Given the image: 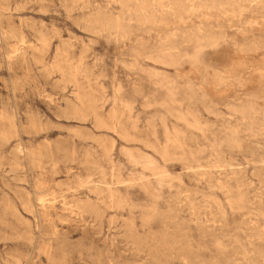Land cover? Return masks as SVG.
Instances as JSON below:
<instances>
[{
    "label": "rangeland",
    "instance_id": "rangeland-1",
    "mask_svg": "<svg viewBox=\"0 0 264 264\" xmlns=\"http://www.w3.org/2000/svg\"><path fill=\"white\" fill-rule=\"evenodd\" d=\"M0 264H264V0H0Z\"/></svg>",
    "mask_w": 264,
    "mask_h": 264
}]
</instances>
